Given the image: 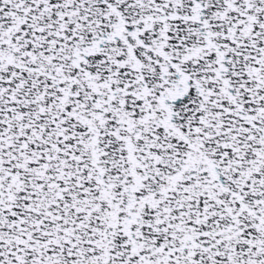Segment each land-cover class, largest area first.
I'll list each match as a JSON object with an SVG mask.
<instances>
[{"label":"snow or ice","instance_id":"obj_1","mask_svg":"<svg viewBox=\"0 0 264 264\" xmlns=\"http://www.w3.org/2000/svg\"><path fill=\"white\" fill-rule=\"evenodd\" d=\"M0 264H264V0H0Z\"/></svg>","mask_w":264,"mask_h":264}]
</instances>
